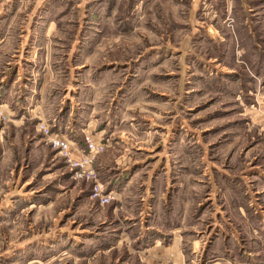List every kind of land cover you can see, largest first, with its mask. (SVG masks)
Wrapping results in <instances>:
<instances>
[{
	"label": "rangeland",
	"instance_id": "1",
	"mask_svg": "<svg viewBox=\"0 0 264 264\" xmlns=\"http://www.w3.org/2000/svg\"><path fill=\"white\" fill-rule=\"evenodd\" d=\"M48 21L20 64L38 110L0 84V264H264V0H0V79ZM41 125L105 145L107 202Z\"/></svg>",
	"mask_w": 264,
	"mask_h": 264
},
{
	"label": "crops",
	"instance_id": "2",
	"mask_svg": "<svg viewBox=\"0 0 264 264\" xmlns=\"http://www.w3.org/2000/svg\"><path fill=\"white\" fill-rule=\"evenodd\" d=\"M17 7H18L17 4H15L13 6V12L10 13L9 15L5 16V17H2V25H4V26L7 25V28H8V26L10 24H13V22L16 18V15L19 12ZM32 16H30V17L32 18ZM35 18H36L35 19L36 22L34 21L35 24H39V22L43 23L44 21H47V19H48L46 17V12L39 15L38 17L36 16ZM51 24H52V21H48V24L46 25L48 27H47V29H44V30L43 29L40 30L39 28H34V29H31V31H29V29L22 28V30H28V31H26L24 34L22 32L21 35L17 38L18 45L15 47L14 50L11 51L14 53L13 54L14 56H9V59H11V60L9 62L3 63V65H4V68L2 71L3 76L0 79L1 80L0 84H2V82H4V80H6V79H7V81H6V88H5L4 96H2V99H3V103L1 105L2 109L9 110L8 109L9 103L13 102L14 101L13 99H17L16 102L14 101L16 106H18L19 103L23 104L24 102H30L31 101V103H32L31 106L34 108V110H38V108H39L38 106L41 104L42 98L37 100L35 97L36 93L33 90L31 84L29 85L26 83V81L29 82V79L23 77L24 68H22L20 66V64H21V59H24V58H21V57H22V55L24 57H26L25 56L26 54H30L32 60H34L36 55L40 54L41 47L39 45L43 44V47H45V49L48 47V44H50V39L55 38V32H56V30H51L49 28L51 26ZM2 31H4V30L2 29ZM10 39H11V37H10L9 33H7V32L1 33V31H0V45L10 47V41H9ZM39 39H42L41 42L38 41ZM55 47H56V45L50 46L48 48V51H44V53H42L45 55V57H44L45 60H49V57H51L52 59L54 58ZM26 61L28 63L32 62L28 59H26ZM13 64H15L16 66L12 67ZM12 68L15 69L14 74L9 75L8 72ZM7 74L9 76H6ZM56 78H57V73L56 74L53 73L51 75V78L49 81L51 85H53V86L58 85ZM22 85H23V87L28 86L27 88L29 89V95L25 100L24 99L21 100L22 91L20 90L19 87ZM14 91L18 92L19 96L17 98H16L17 95H15ZM32 92L34 93L33 98L31 95ZM92 139L96 142H99L98 140H96L94 138H92ZM99 166H100V164H99Z\"/></svg>",
	"mask_w": 264,
	"mask_h": 264
},
{
	"label": "built area",
	"instance_id": "3",
	"mask_svg": "<svg viewBox=\"0 0 264 264\" xmlns=\"http://www.w3.org/2000/svg\"><path fill=\"white\" fill-rule=\"evenodd\" d=\"M0 117L5 119L3 112H0ZM43 136L47 139L48 143L53 149H58L69 164L71 168L76 169V178L85 179L86 181L93 184V195L99 196L102 190V186L98 183L97 174L93 168L95 157L101 154L105 150V145L102 143L96 144L90 140L89 137H85L87 152L82 154L78 159L72 158V153L69 144L58 137H52L50 129L46 126L41 125L39 127ZM103 203L107 202V199L100 197Z\"/></svg>",
	"mask_w": 264,
	"mask_h": 264
}]
</instances>
